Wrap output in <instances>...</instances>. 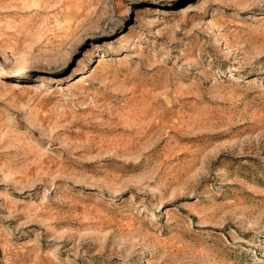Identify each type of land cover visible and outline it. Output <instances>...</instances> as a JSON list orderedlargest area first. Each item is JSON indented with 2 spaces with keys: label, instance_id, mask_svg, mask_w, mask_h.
Listing matches in <instances>:
<instances>
[{
  "label": "rangeland",
  "instance_id": "rangeland-1",
  "mask_svg": "<svg viewBox=\"0 0 264 264\" xmlns=\"http://www.w3.org/2000/svg\"><path fill=\"white\" fill-rule=\"evenodd\" d=\"M0 264H264V0H0Z\"/></svg>",
  "mask_w": 264,
  "mask_h": 264
}]
</instances>
